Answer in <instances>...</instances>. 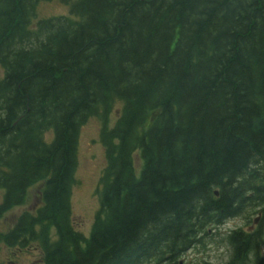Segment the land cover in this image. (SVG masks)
I'll return each instance as SVG.
<instances>
[{
    "label": "trees",
    "instance_id": "trees-1",
    "mask_svg": "<svg viewBox=\"0 0 264 264\" xmlns=\"http://www.w3.org/2000/svg\"><path fill=\"white\" fill-rule=\"evenodd\" d=\"M41 1L0 0V212L41 186L1 238L36 237L42 264H180L258 212L225 237L227 264H264V0H60L37 19ZM91 117L104 167L86 237L70 195Z\"/></svg>",
    "mask_w": 264,
    "mask_h": 264
},
{
    "label": "rangeland",
    "instance_id": "rangeland-1",
    "mask_svg": "<svg viewBox=\"0 0 264 264\" xmlns=\"http://www.w3.org/2000/svg\"><path fill=\"white\" fill-rule=\"evenodd\" d=\"M35 12L37 19L58 16L67 13V7L60 0L41 1L37 4ZM115 116L116 114L113 113L110 119L114 120ZM100 129V119L91 117L80 127L78 133L77 165L74 172L70 205L72 222L85 236L90 233L99 207L98 183L104 167V152L99 141ZM49 134L50 132H46L44 138L46 139ZM2 194L3 192L0 190V203ZM36 195V186L28 188L23 207L15 206L0 215V264H42L35 243L20 248L22 252L15 256L14 252L20 251L13 249L11 244L1 239V235L6 234L10 229L11 223H15L16 215L25 210H32L33 204H37ZM245 216L227 220L217 230L211 231L210 236L205 238L202 244L196 245L187 253L185 252L180 260L185 264H225L230 255V248L225 242L226 234L238 228L245 231L250 229L253 226V219L257 218L258 214L256 212V214L248 216L249 218H245ZM261 250L264 253V243L261 245Z\"/></svg>",
    "mask_w": 264,
    "mask_h": 264
},
{
    "label": "bare ground",
    "instance_id": "bare-ground-1",
    "mask_svg": "<svg viewBox=\"0 0 264 264\" xmlns=\"http://www.w3.org/2000/svg\"><path fill=\"white\" fill-rule=\"evenodd\" d=\"M34 11H35V9H34ZM34 16H36V12H35V15ZM34 18V17H33ZM76 18V17H75ZM74 19V18H73ZM104 125H105V123H104ZM75 170H76V168H75ZM74 179V178H73ZM72 181V180H71ZM73 182V181H72ZM33 186H36V189H37V192H39L40 191V189H41V186H39L38 184H36V185H34V183H32L30 186H29V188L30 187H33ZM73 186V185H72ZM73 189V188H72ZM1 190V189H0ZM3 192V191H2ZM27 192H28V189H27ZM27 192H26V194H27ZM214 194L217 196V191H214ZM26 196V195H25ZM71 196V195H70ZM25 201H26V197H25V200H24V202L22 203V204H20V205H16V207H18V206H22L23 207V204L25 203ZM1 204V203H0ZM40 205H41V202L40 203H38V207H40ZM13 207H15V206H13ZM13 207H11V208H8L7 210H9V209H12ZM7 210H3V211H1L0 212V215L2 214V213H4V212H7ZM25 212H28L29 213V215L30 214H36V211H34L33 213H30L31 212V210H25V211H23V212H21V213H19L18 215H16V218H15V223H11V225H10V229L8 230V232L6 233V234H8V233H10V231H12L14 228H15V226L17 225V222H18V220H19V218L25 213ZM257 214H258V216H257V218H255V219H253V226H251V228L250 229H247L246 230V232L248 231V232H251L254 228H255V226H256V224H257V222H258V219H259V213L257 212ZM249 216H252V214L251 215H249ZM71 220H72V217H71ZM229 220V219H228ZM227 221V220H226ZM225 221V222H226ZM224 222V223H225ZM72 224H73V227H74V229L76 228L75 227V224L72 222ZM37 229H39V227H37ZM237 229H234V230H231V231H236ZM244 230V229H243ZM231 231H229L227 234H229ZM51 232V231H50ZM50 234H52V232L50 233ZM227 234H226V236H227ZM35 235H37V233L35 234ZM38 235H40V232L38 233ZM48 235V234H47ZM54 235V233L52 234V236ZM84 236H85V234H83ZM88 235V234H87ZM29 236H30V238H29ZM41 236H42V234H41ZM40 236V237H41ZM87 237V236H86ZM206 237V236H205ZM1 239H3V238H1ZM3 241H6V242H8L9 244H11L10 246L13 248V249H19V248H24V247H26L28 244H30V243H36L37 244V251H38V249H40L39 248V246H40V242H39V240H37V238L36 237H31V235H26V237L25 238H20L19 240H17V241H15L14 239L13 240H10L9 238L8 239H3ZM201 243V242H200ZM195 247V246H194ZM193 247V248H194ZM192 249V248H191ZM190 250V249H189ZM188 250V251H189ZM40 252V251H39ZM187 253V252H186ZM230 255H231V252H230ZM230 255H229V259H230ZM182 257V256H181ZM229 259L227 260V262L229 261ZM227 262L225 263V264H227ZM179 263L180 264H185L184 262H182V260H180L179 259ZM204 264H208V263H204Z\"/></svg>",
    "mask_w": 264,
    "mask_h": 264
},
{
    "label": "flooded vegetation",
    "instance_id": "flooded-vegetation-1",
    "mask_svg": "<svg viewBox=\"0 0 264 264\" xmlns=\"http://www.w3.org/2000/svg\"><path fill=\"white\" fill-rule=\"evenodd\" d=\"M18 250L20 251V248ZM21 252H22V250L20 252H14L15 256H18V254L21 253ZM32 264H34V263H32Z\"/></svg>",
    "mask_w": 264,
    "mask_h": 264
}]
</instances>
